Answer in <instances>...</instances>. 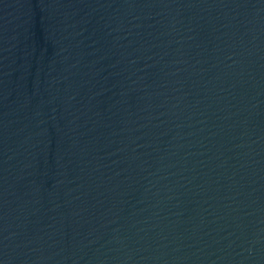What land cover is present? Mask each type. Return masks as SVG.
Returning <instances> with one entry per match:
<instances>
[{"label":"water","instance_id":"95a60500","mask_svg":"<svg viewBox=\"0 0 264 264\" xmlns=\"http://www.w3.org/2000/svg\"><path fill=\"white\" fill-rule=\"evenodd\" d=\"M0 264H264V0H0Z\"/></svg>","mask_w":264,"mask_h":264}]
</instances>
